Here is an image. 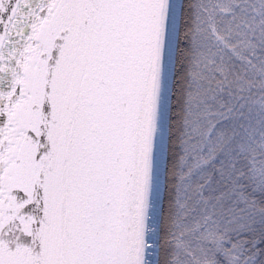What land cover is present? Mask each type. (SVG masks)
Segmentation results:
<instances>
[{"label":"snow or ice","instance_id":"obj_1","mask_svg":"<svg viewBox=\"0 0 264 264\" xmlns=\"http://www.w3.org/2000/svg\"><path fill=\"white\" fill-rule=\"evenodd\" d=\"M0 264H264V0H0Z\"/></svg>","mask_w":264,"mask_h":264}]
</instances>
